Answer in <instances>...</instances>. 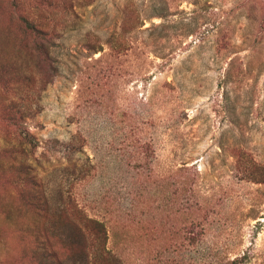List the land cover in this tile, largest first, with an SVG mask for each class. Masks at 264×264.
I'll use <instances>...</instances> for the list:
<instances>
[{
	"label": "rangeland",
	"instance_id": "obj_1",
	"mask_svg": "<svg viewBox=\"0 0 264 264\" xmlns=\"http://www.w3.org/2000/svg\"><path fill=\"white\" fill-rule=\"evenodd\" d=\"M51 1L0 0V264L76 207L131 264H264V0Z\"/></svg>",
	"mask_w": 264,
	"mask_h": 264
},
{
	"label": "trees",
	"instance_id": "obj_2",
	"mask_svg": "<svg viewBox=\"0 0 264 264\" xmlns=\"http://www.w3.org/2000/svg\"><path fill=\"white\" fill-rule=\"evenodd\" d=\"M43 4L52 5L51 0H41ZM22 22H20V28L23 32L32 33L35 35L37 49L45 57L48 55V50L42 44V42L49 41L47 28L45 25H40L34 20H31L25 16H22ZM20 118L14 117L13 119ZM22 137L26 142L35 144L34 137L29 132H23ZM70 222L75 230V238L71 242L64 241L60 238L58 246L48 251L46 258L40 261L41 264H65L66 258L63 256L65 248L68 245L70 251V257L84 256L89 257V264H131L135 258L134 252H130L128 247L125 250H119V254L113 249L108 247V233L106 224L103 220L84 214L81 208H74L71 215ZM197 227L203 229L196 230ZM205 226L203 222H193L187 225L186 239L189 242L196 240V236L204 233ZM196 232V233H195ZM50 259V260H49ZM242 261V258L232 261L233 264H237Z\"/></svg>",
	"mask_w": 264,
	"mask_h": 264
}]
</instances>
